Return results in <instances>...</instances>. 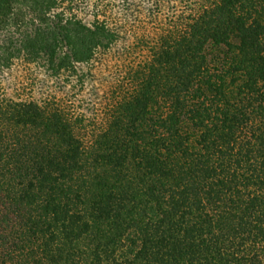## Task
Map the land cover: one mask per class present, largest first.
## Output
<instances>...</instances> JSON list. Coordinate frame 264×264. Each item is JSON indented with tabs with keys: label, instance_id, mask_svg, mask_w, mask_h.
<instances>
[{
	"label": "trees",
	"instance_id": "obj_1",
	"mask_svg": "<svg viewBox=\"0 0 264 264\" xmlns=\"http://www.w3.org/2000/svg\"><path fill=\"white\" fill-rule=\"evenodd\" d=\"M0 264H264V0H0Z\"/></svg>",
	"mask_w": 264,
	"mask_h": 264
},
{
	"label": "rangeland",
	"instance_id": "obj_2",
	"mask_svg": "<svg viewBox=\"0 0 264 264\" xmlns=\"http://www.w3.org/2000/svg\"><path fill=\"white\" fill-rule=\"evenodd\" d=\"M82 15H85V14H82ZM112 64H114V63L112 62ZM23 74H24V72H19V76H18V78H16V81H12L14 79L13 77L9 78L8 80H5L6 81L5 85H4L5 89H3V90H5L7 92L8 97H16V95H17L16 93H19V91L17 92L15 89H17L19 87V85H20L19 81L20 80L27 82V80H26L27 77H25L26 75L24 76ZM28 82L30 83V81H28ZM45 89H47V90L50 89L49 91H53L54 93H56L58 91V88L55 86V89H54V87L52 85H50L49 88H45ZM103 92L104 91L99 92V96H102ZM43 93L45 95H47L50 92H46V90L40 91L39 89H36L35 96H37L39 98L45 97V95H43ZM58 93L60 94V92H57V94ZM84 100H85L84 102H80V103H78L77 101L72 102V104L73 103L74 104H73V107L71 109H73V111L77 114H84V115H90L91 116L92 110L90 109V107L93 105V102L97 103V101L99 102L100 99L97 100L96 96L91 94L90 96L89 95L87 97L85 96ZM70 103L71 102H68V105ZM99 109H101V108H99Z\"/></svg>",
	"mask_w": 264,
	"mask_h": 264
}]
</instances>
